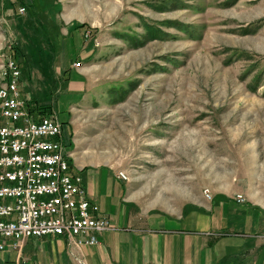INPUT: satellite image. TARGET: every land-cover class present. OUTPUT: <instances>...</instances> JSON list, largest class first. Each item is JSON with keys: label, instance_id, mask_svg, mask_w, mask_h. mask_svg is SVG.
<instances>
[{"label": "rangeland", "instance_id": "rangeland-1", "mask_svg": "<svg viewBox=\"0 0 264 264\" xmlns=\"http://www.w3.org/2000/svg\"><path fill=\"white\" fill-rule=\"evenodd\" d=\"M59 1L0 0V68L14 58L22 93L56 105L77 168L123 172L144 212L264 193V0ZM70 51L83 96L59 79L57 96Z\"/></svg>", "mask_w": 264, "mask_h": 264}, {"label": "crops", "instance_id": "crops-1", "mask_svg": "<svg viewBox=\"0 0 264 264\" xmlns=\"http://www.w3.org/2000/svg\"><path fill=\"white\" fill-rule=\"evenodd\" d=\"M22 2L28 12L41 5L40 0ZM75 58L70 51L55 59V83L65 82L61 92L56 83L57 96L58 92L85 93V81L75 80L76 76L85 79L84 74L71 70ZM21 79L24 82L23 73ZM22 87L31 110L40 112L38 107L47 106L28 99L24 83ZM51 107L52 116L59 119L56 105ZM78 166L76 173L84 180L89 200L116 229L99 235L100 244L94 247L77 248L58 237L30 239L22 252L26 264H264V193L238 194L247 200L243 204L237 201L238 195L218 194L212 200L199 198L181 210L144 212L111 168L80 159ZM16 258V252H0V264Z\"/></svg>", "mask_w": 264, "mask_h": 264}, {"label": "built area", "instance_id": "built-area-1", "mask_svg": "<svg viewBox=\"0 0 264 264\" xmlns=\"http://www.w3.org/2000/svg\"><path fill=\"white\" fill-rule=\"evenodd\" d=\"M0 74V252L17 253L8 264H26L23 248L33 238L98 246V236L116 227L89 200L64 125L56 116L30 111L14 58L6 60ZM118 178L128 180L123 172ZM205 195L212 199L209 190ZM236 199L247 201L241 195Z\"/></svg>", "mask_w": 264, "mask_h": 264}, {"label": "trees", "instance_id": "trees-1", "mask_svg": "<svg viewBox=\"0 0 264 264\" xmlns=\"http://www.w3.org/2000/svg\"><path fill=\"white\" fill-rule=\"evenodd\" d=\"M52 107L51 106H42L38 107V111L41 112V114L51 116L52 115ZM32 113L34 112L33 110H30Z\"/></svg>", "mask_w": 264, "mask_h": 264}]
</instances>
